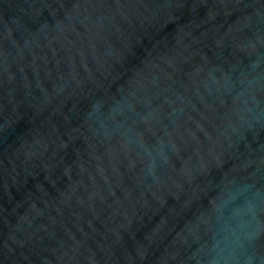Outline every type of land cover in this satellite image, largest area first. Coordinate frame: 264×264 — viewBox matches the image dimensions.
Listing matches in <instances>:
<instances>
[{
    "label": "water",
    "instance_id": "obj_1",
    "mask_svg": "<svg viewBox=\"0 0 264 264\" xmlns=\"http://www.w3.org/2000/svg\"><path fill=\"white\" fill-rule=\"evenodd\" d=\"M0 264H264V0H0Z\"/></svg>",
    "mask_w": 264,
    "mask_h": 264
}]
</instances>
